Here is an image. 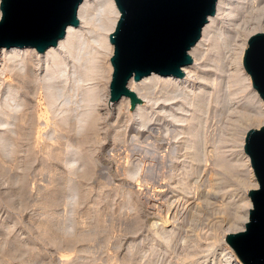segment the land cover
<instances>
[{
	"label": "rangeland",
	"instance_id": "obj_1",
	"mask_svg": "<svg viewBox=\"0 0 264 264\" xmlns=\"http://www.w3.org/2000/svg\"><path fill=\"white\" fill-rule=\"evenodd\" d=\"M263 28L237 33L223 25L222 39L198 51L197 76L210 75L193 82L203 95L191 96L176 120L149 102L145 128L121 101L106 104L103 54L94 77L95 63H87L54 78L52 103L40 62L3 55L0 264H231L222 242L252 188L242 144L255 124L240 108L249 90L236 54L242 37ZM78 120L86 127L81 135ZM72 196L80 198L75 210L66 204ZM180 207L189 208V222L180 223Z\"/></svg>",
	"mask_w": 264,
	"mask_h": 264
},
{
	"label": "water",
	"instance_id": "obj_2",
	"mask_svg": "<svg viewBox=\"0 0 264 264\" xmlns=\"http://www.w3.org/2000/svg\"><path fill=\"white\" fill-rule=\"evenodd\" d=\"M82 0H1L0 48L34 47L44 52L76 26V9ZM216 0H115L120 17L109 34L114 46L109 85L110 101L130 99V109L141 101L127 89L151 73L181 77L189 65V50L200 38L206 17L215 12ZM243 65L253 88L264 100V34L248 40ZM245 153L251 160L259 187L250 190L252 210L243 232L227 234L225 244L240 264H264V127L250 130Z\"/></svg>",
	"mask_w": 264,
	"mask_h": 264
},
{
	"label": "bare ground",
	"instance_id": "obj_3",
	"mask_svg": "<svg viewBox=\"0 0 264 264\" xmlns=\"http://www.w3.org/2000/svg\"><path fill=\"white\" fill-rule=\"evenodd\" d=\"M256 11L258 12V16L254 18L253 22L249 23V21L245 19L246 15H250L251 13ZM263 12L264 0H216L215 12L213 15H209L206 17V22L201 28L199 40L189 50H187V55L190 56L191 63L180 68L183 72V75L178 78L173 76H161L158 73L153 72L149 76L143 77L138 82L134 81L131 78L128 81L126 87L129 91L133 92L137 96L141 103H137L135 107L130 109L129 97L123 96L119 101H121L125 110L130 113V115H134L137 118V121L143 128L148 127L149 124H151L149 123V111L152 109V107H148L149 102H153L152 106L154 107V109L164 111V113L168 117L174 120L182 118L183 112H185V108L193 103L194 99L191 96L198 98L201 97L205 92V90H201L200 87L196 89V92H194L195 89L193 88V82L195 81V79L198 77V79L200 80L208 81L210 77V75L208 74L201 77L197 76L196 70L198 66V51H201L206 46H209L212 43L218 42L222 39L224 30L223 25L224 27L233 26L235 30H240L237 33H245L247 30L253 32V30H255V27L264 26V20L261 19ZM119 17L120 13L117 9L115 0H82L78 4L76 9V19L78 20V24L76 26H66L64 36L57 40L55 46L48 47L44 52H37L34 47L29 46L10 48L2 47L0 48V59L3 55H6V57L9 59H19L25 57L26 55H31V57H33L35 61H37L38 63L40 62L41 66L44 67L43 79L49 87V103H52L56 94V87L51 83H56L59 78H66L69 68H72L73 72L76 73L75 70L77 65L82 67L87 63H91L92 65L95 63L90 69V76L88 77L96 76L98 74V70L100 69V67L98 66V60L102 54L105 56L106 64L108 63L110 67L107 70L108 76L106 78V82L108 83V85H110L109 80L111 79L112 75L110 58L113 55L114 46L109 41V34H112L114 32ZM262 33L264 34V28ZM253 35L255 34H251L248 37H242L240 48L238 49V53L236 54V59L238 61L237 64L240 66L244 74L243 81L245 84V88L249 90V100L240 103V108L243 111V114L246 115L247 121L249 122L250 120H252L255 123L253 128L246 130L247 132L245 131V138L250 130L260 131V129L264 127V100L253 88L251 77L246 72L243 65L245 49H247L248 47L249 38ZM54 78H56L57 81H55ZM199 83L200 82H198V84ZM140 86H144V88L138 89L137 87ZM7 91L9 93L16 92V90L12 87H8ZM88 100L90 102H93L94 98L90 96ZM105 102L109 107H112L113 104L118 103L110 101V93H107V95L105 96ZM137 132H140L139 134H143L144 129L137 130ZM194 135L195 136L193 137L197 138V135ZM244 137L242 144L243 160L244 165L245 167H247L249 173V179L251 178L253 182L252 188L250 189L253 191L258 189L259 184L255 176L254 169L251 166V160L244 151ZM196 153H198V151L195 150L194 154L196 155ZM244 200V204L238 207L239 211L235 216V220H233V222L231 223L233 229L228 230L226 236L229 233L236 234L245 230V224L249 222V209L252 210L253 205L249 196H247ZM188 209L180 207L176 210L177 215H179L182 219H180L181 224L189 222L190 217H192L190 215L191 213L189 214ZM166 232L167 231L165 229V226H163L161 228V233ZM198 239L199 237L197 238V240ZM222 245L225 251L223 252V256H226L227 260L231 264H240L236 260L230 247L225 244V241L222 242Z\"/></svg>",
	"mask_w": 264,
	"mask_h": 264
},
{
	"label": "clouds",
	"instance_id": "obj_4",
	"mask_svg": "<svg viewBox=\"0 0 264 264\" xmlns=\"http://www.w3.org/2000/svg\"><path fill=\"white\" fill-rule=\"evenodd\" d=\"M77 83L79 84V83H81V82H80V81H77ZM15 111H16V112H20V111H22V107H17V108L15 109ZM0 127H2V126H0ZM85 131H86V127H82V126H80V123H79V120H78V121H77V127H76V133H77V135H81V134H83ZM13 155H14V153L9 152L8 155H7V159H11V158L13 157ZM68 166H69L70 168H73V167H76L77 165H76V162H73V163L69 164ZM137 176H139V173H137L135 176H130L129 178L134 180V179L137 178ZM79 199H80L79 196H72V197H69V198L66 200V204L68 205V207H69L70 209L75 210V208L79 206ZM73 232H74V229H73V228H68L66 233H67V234H71V233H73Z\"/></svg>",
	"mask_w": 264,
	"mask_h": 264
}]
</instances>
